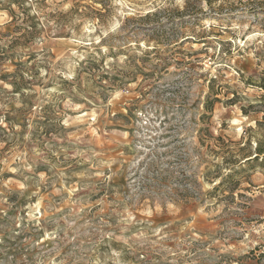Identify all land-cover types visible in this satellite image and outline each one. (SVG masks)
Returning a JSON list of instances; mask_svg holds the SVG:
<instances>
[{
	"label": "rangeland",
	"instance_id": "374dc122",
	"mask_svg": "<svg viewBox=\"0 0 264 264\" xmlns=\"http://www.w3.org/2000/svg\"><path fill=\"white\" fill-rule=\"evenodd\" d=\"M264 0H0V264H264Z\"/></svg>",
	"mask_w": 264,
	"mask_h": 264
},
{
	"label": "trees",
	"instance_id": "16d2710c",
	"mask_svg": "<svg viewBox=\"0 0 264 264\" xmlns=\"http://www.w3.org/2000/svg\"><path fill=\"white\" fill-rule=\"evenodd\" d=\"M260 154H264V152H262L260 149H258L257 155L253 158V159H249L246 162H250L251 160H257L260 156Z\"/></svg>",
	"mask_w": 264,
	"mask_h": 264
}]
</instances>
